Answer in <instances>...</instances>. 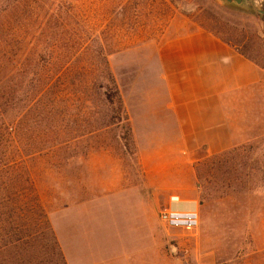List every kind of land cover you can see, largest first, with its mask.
I'll return each instance as SVG.
<instances>
[{
    "label": "rangeland",
    "instance_id": "374dc122",
    "mask_svg": "<svg viewBox=\"0 0 264 264\" xmlns=\"http://www.w3.org/2000/svg\"><path fill=\"white\" fill-rule=\"evenodd\" d=\"M196 29L264 69V0H0V264H68L73 237L111 253L141 214L176 264H264V84L218 155L182 159L159 123L161 47ZM174 194L198 199V229L162 224Z\"/></svg>",
    "mask_w": 264,
    "mask_h": 264
},
{
    "label": "crops",
    "instance_id": "0c3cea01",
    "mask_svg": "<svg viewBox=\"0 0 264 264\" xmlns=\"http://www.w3.org/2000/svg\"><path fill=\"white\" fill-rule=\"evenodd\" d=\"M160 61L167 109L160 110L159 123L166 122L168 128L176 131L173 135L176 139L172 136L175 143L170 144L175 154L196 161L193 155L199 150L204 149L213 156L238 146L234 105L238 104L237 99L255 94L264 84V69L236 47L203 29L182 34L162 45ZM187 184L191 188L194 182L189 179ZM132 190L136 195L144 194L141 187ZM173 196L183 202L177 206L179 209L188 208L189 203L199 204L198 199L183 200L179 194ZM143 201L138 197L135 206L132 205L138 221L137 211L146 210ZM141 216L144 218L141 225L128 217L129 227L120 236L115 235L118 239L111 245H118V250L111 253L102 252V246L98 251L93 245H80L78 238L68 236L73 237L71 248L76 252L74 260L67 256L68 264H176L168 253L166 235L160 234L159 228L155 230L148 214ZM62 239L65 247L68 241L65 237Z\"/></svg>",
    "mask_w": 264,
    "mask_h": 264
},
{
    "label": "built area",
    "instance_id": "2783aa9c",
    "mask_svg": "<svg viewBox=\"0 0 264 264\" xmlns=\"http://www.w3.org/2000/svg\"><path fill=\"white\" fill-rule=\"evenodd\" d=\"M183 204L179 197L173 196L169 205L160 213V221L162 224L171 230H196L200 227L199 204L189 203L186 209L177 208L178 205ZM171 254H177V248L173 244L170 247Z\"/></svg>",
    "mask_w": 264,
    "mask_h": 264
},
{
    "label": "water",
    "instance_id": "95a60500",
    "mask_svg": "<svg viewBox=\"0 0 264 264\" xmlns=\"http://www.w3.org/2000/svg\"><path fill=\"white\" fill-rule=\"evenodd\" d=\"M222 2L226 3V4H230V5H244V4H251L253 0H221Z\"/></svg>",
    "mask_w": 264,
    "mask_h": 264
},
{
    "label": "trees",
    "instance_id": "16d2710c",
    "mask_svg": "<svg viewBox=\"0 0 264 264\" xmlns=\"http://www.w3.org/2000/svg\"><path fill=\"white\" fill-rule=\"evenodd\" d=\"M35 199V198H34ZM39 207V206H38ZM12 243H17V242H15V241H11ZM19 242V241H18ZM12 243H10V244H12ZM7 245H8V243L6 244V246L4 247L3 246V248H6L7 247ZM13 246H15L14 244H12Z\"/></svg>",
    "mask_w": 264,
    "mask_h": 264
}]
</instances>
